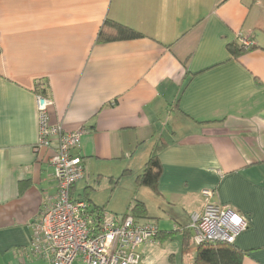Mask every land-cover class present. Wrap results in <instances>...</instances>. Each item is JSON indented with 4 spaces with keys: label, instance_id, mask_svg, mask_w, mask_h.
Listing matches in <instances>:
<instances>
[{
    "label": "crops",
    "instance_id": "crops-1",
    "mask_svg": "<svg viewBox=\"0 0 264 264\" xmlns=\"http://www.w3.org/2000/svg\"><path fill=\"white\" fill-rule=\"evenodd\" d=\"M108 19L143 37L98 43ZM238 33L255 48L235 59ZM0 45V264H48L30 251L57 196L53 150L37 148L38 81L54 100L50 122L83 130L81 182L99 172L137 187L162 146L152 193L173 217L162 229L140 199L163 238L139 246V264H194L183 231L204 190L248 221L234 243L243 264H264V0H0ZM81 182L73 200L86 201Z\"/></svg>",
    "mask_w": 264,
    "mask_h": 264
},
{
    "label": "built area",
    "instance_id": "built-area-1",
    "mask_svg": "<svg viewBox=\"0 0 264 264\" xmlns=\"http://www.w3.org/2000/svg\"><path fill=\"white\" fill-rule=\"evenodd\" d=\"M236 41L244 50L254 46L251 38L242 33L237 34ZM46 88L44 81L36 83L37 148L53 150L49 163L57 183V196L44 206L32 225L31 254L48 264H139L138 248L155 240L158 225L132 215L119 218L106 214L100 229L93 226L90 204L71 196L72 188L85 178L83 159L78 154L83 130L68 132L50 122L54 100L46 94ZM202 194L206 200L203 212L193 214L188 227L194 244H234L249 227L248 221L231 208L212 203V190Z\"/></svg>",
    "mask_w": 264,
    "mask_h": 264
},
{
    "label": "trees",
    "instance_id": "trees-1",
    "mask_svg": "<svg viewBox=\"0 0 264 264\" xmlns=\"http://www.w3.org/2000/svg\"><path fill=\"white\" fill-rule=\"evenodd\" d=\"M141 37H143V35L138 31L108 19L104 22L99 31L98 43L103 44L114 41L137 39ZM254 48L255 46L251 49ZM227 49L235 59L239 58L245 51H247L244 50V48L238 43L229 44ZM1 51L2 49L0 45V53ZM162 149V146L158 144L151 153L143 172L138 175L135 180L138 188H148L157 195L160 194L159 180L162 174V166L159 155ZM73 189L74 187L72 188V192ZM87 201L90 202L89 200H86V202ZM89 215L92 218L93 226L100 229L106 218L105 207H99L91 204ZM128 215H132L140 221L155 223V221L151 220L148 216V210L145 203L138 199H134V202L130 207V211L123 215V217ZM183 232L184 252H188L190 249L195 248L194 264H243V258L246 254L238 249L234 244L225 242H206L200 245H195L191 231L186 229ZM162 238L163 232L159 229V234L156 236L155 240L161 241Z\"/></svg>",
    "mask_w": 264,
    "mask_h": 264
},
{
    "label": "rangeland",
    "instance_id": "rangeland-1",
    "mask_svg": "<svg viewBox=\"0 0 264 264\" xmlns=\"http://www.w3.org/2000/svg\"><path fill=\"white\" fill-rule=\"evenodd\" d=\"M96 168L99 167L96 166ZM99 175V172L95 175L90 172L89 177L87 176L78 185L77 190L83 191L82 197L84 199L91 201L96 206L105 207V211L109 216L122 217L130 211L134 199L140 200L144 197L145 201L148 202L151 213L159 215L157 219L161 228L168 229L165 227H169L167 225L172 221L173 216L170 210L162 211L159 208V199L152 191L135 187L132 177H124L121 183L118 184V188H115V182H110L109 179L102 177L98 180ZM87 185L90 187L88 188Z\"/></svg>",
    "mask_w": 264,
    "mask_h": 264
}]
</instances>
